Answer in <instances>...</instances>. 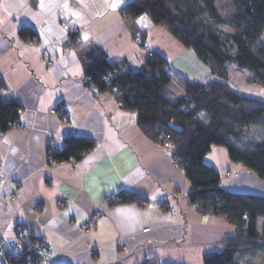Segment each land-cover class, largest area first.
Wrapping results in <instances>:
<instances>
[{
	"label": "crops",
	"instance_id": "0c3cea01",
	"mask_svg": "<svg viewBox=\"0 0 264 264\" xmlns=\"http://www.w3.org/2000/svg\"><path fill=\"white\" fill-rule=\"evenodd\" d=\"M130 1L0 0L2 96L21 105L19 127L0 135V241L11 239L23 220L47 243L51 264H203L205 252L236 233L224 216L202 215L190 204L184 171L143 134L135 110L85 83L82 55L91 43L111 62L126 60L134 68L149 51L163 54L174 77L173 97L183 93L176 81L214 79L192 50L146 14L124 15ZM23 26L37 37L20 38ZM70 31L82 42L62 54ZM43 49L59 55V63L45 64ZM70 133L93 139L94 147L77 162L49 164L47 145H60ZM204 159L223 188L264 195V180L233 162L225 146L212 145ZM13 187L16 197L9 199ZM124 191L147 202H107L109 194ZM92 214L86 231L81 225Z\"/></svg>",
	"mask_w": 264,
	"mask_h": 264
},
{
	"label": "trees",
	"instance_id": "16d2710c",
	"mask_svg": "<svg viewBox=\"0 0 264 264\" xmlns=\"http://www.w3.org/2000/svg\"><path fill=\"white\" fill-rule=\"evenodd\" d=\"M122 13L131 18L146 14L192 50L214 79L184 80V94L173 97V78L167 74L170 69L163 54L153 52L134 68L126 60L111 62L102 48L91 43L82 55L85 83L96 94L110 92L121 107L135 110L137 125L149 139L162 143L163 135H169V152L190 183V204L200 214L224 216L236 227L235 235L224 239L217 250L203 254L202 263L240 264L244 255L264 250V195L223 188L218 171L204 157L212 145H223L233 162L264 180V136L244 146L235 142L249 128H264V100L236 92L228 73V65L234 64L249 71L252 82L264 86V0H131ZM18 35L26 41L37 37L26 26ZM81 42L77 31L68 33L69 46ZM4 91L0 78V133L18 119L21 110L15 98L3 99ZM57 110L64 116L63 109L57 106ZM62 144L47 145L49 164L77 162L94 147L93 139L74 133L65 136ZM124 192L115 203L147 202L137 193Z\"/></svg>",
	"mask_w": 264,
	"mask_h": 264
},
{
	"label": "built area",
	"instance_id": "2783aa9c",
	"mask_svg": "<svg viewBox=\"0 0 264 264\" xmlns=\"http://www.w3.org/2000/svg\"><path fill=\"white\" fill-rule=\"evenodd\" d=\"M66 47L62 49V54L66 52ZM153 54V53H151ZM41 59L48 66H54L60 61V56H52L46 49L40 52ZM168 75L172 73L171 70L167 71ZM19 127V122L16 120L9 125V128ZM1 135V133H0ZM169 135H163L162 146L169 151L171 144L169 143ZM61 143L59 146H62ZM17 188L13 187L9 199L16 197ZM125 192L112 193L106 197L108 203H115L119 201ZM96 215L92 214L86 222L81 226L84 230L88 231L93 227ZM148 228L143 231H148ZM90 255L94 257V250L90 252ZM51 251L44 239L37 236L29 224L25 221H19L15 225V233L11 239L0 241V264H51Z\"/></svg>",
	"mask_w": 264,
	"mask_h": 264
},
{
	"label": "rangeland",
	"instance_id": "374dc122",
	"mask_svg": "<svg viewBox=\"0 0 264 264\" xmlns=\"http://www.w3.org/2000/svg\"><path fill=\"white\" fill-rule=\"evenodd\" d=\"M219 8L223 14H225V15L228 14V11L225 9V7L223 6L222 3H219ZM224 29L226 31H229V29L227 27H225ZM261 42L264 43V35L262 37ZM64 47L69 48V45L67 43H65ZM153 52L154 51H149L148 56H152L151 53H153ZM228 73H229V82H230L232 88L236 92L243 94L245 96L255 97L257 99H262V100L264 99V86L252 82L251 81L252 74L249 71L243 70V69H238L234 64H230V65H228ZM170 76L174 79L173 73H171ZM173 79H172V81H173ZM176 85L177 86L175 89L178 91H180L179 88L181 86L183 87V93L182 94H184L185 84L183 83V81H181V82L176 81ZM177 87H179V88H177ZM200 119H202V118H200ZM263 136H264V128L253 127V128H249L247 130V133L242 138L235 140V142L239 146H242V145L244 146L245 144L247 145L250 142H255V141L259 140ZM260 223H261V221H260ZM239 263L240 264H264V250L257 251L254 254L244 255L239 260Z\"/></svg>",
	"mask_w": 264,
	"mask_h": 264
}]
</instances>
